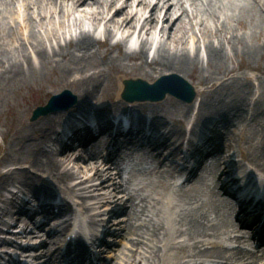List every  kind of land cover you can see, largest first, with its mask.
I'll use <instances>...</instances> for the list:
<instances>
[{
  "label": "bare ground",
  "instance_id": "obj_1",
  "mask_svg": "<svg viewBox=\"0 0 264 264\" xmlns=\"http://www.w3.org/2000/svg\"><path fill=\"white\" fill-rule=\"evenodd\" d=\"M16 5L22 8L20 21L11 19ZM263 8L264 0H0V99L11 88L18 90L16 85L46 75L54 79L49 90H38L37 98L66 89L72 95L70 100L74 99L66 111L58 106L68 103L69 98L59 97L55 111L32 118H37L34 121L9 110L8 124H3L5 131L1 132L4 146H0V257H11L17 246L32 249L42 245V250L34 253L35 264L53 262L60 253L58 241L63 235L55 224L60 215L68 214L61 224L70 225L71 196L80 198L86 211L92 206L83 205L87 199L95 200L91 204L110 205L119 199L129 210L124 231L118 233L138 235V246L122 257L123 264H163L164 222L170 219L168 212H177V205L170 194L152 197L154 206L159 205L152 220L140 223V228L132 227L129 220L141 219L145 207L135 192L137 186L141 189L140 182L122 178L110 157L121 149H132L130 155L147 160L155 179L164 181L177 170L188 169L194 152L204 148L208 139L203 129L213 132L219 127L224 130L226 149L221 152L214 144L216 159L206 164L194 181L190 177L202 158L189 166L182 182V186L189 184L185 193L194 191L208 173L226 174L230 188L228 180H236L231 174L234 170L242 180L239 189L260 174L263 179L259 184H264V66L248 61L264 59ZM99 29L101 37L96 34ZM192 34L195 40L188 45ZM112 38L117 39L111 42ZM200 46L204 56L199 54ZM228 50L240 53L246 61L236 67L228 65ZM240 69L256 74H239ZM167 74L186 75L199 86L195 105H182L173 98L161 103L120 100L127 76L136 75L148 82ZM176 86L168 79L158 85L162 91L170 87L177 91ZM93 108L127 110L130 125L124 128L117 117L111 119L102 112L84 115ZM71 120L76 122L69 124ZM91 124H96L98 131L106 128V134L95 143L87 142L94 135L87 127ZM108 127L115 132L109 133ZM59 129L64 134L62 140L57 136ZM71 130L70 135L65 132ZM196 141L201 142L197 145L200 148H196ZM49 144L58 147L56 153ZM102 150L108 151L104 158ZM233 155L240 159H233ZM13 184L19 185L17 191L10 189ZM115 192L122 195L114 200ZM57 194L63 202L60 206L55 204ZM212 196L210 203L206 202L210 208L206 214L192 212L181 218L182 230L193 241L185 244L190 251L176 264H264V250L260 254L228 250V246L218 248L217 241L211 240L225 236L240 247L247 240L245 233L235 234L225 215L230 210L221 196ZM114 211L107 214L112 216ZM38 215L40 220L35 218ZM100 215L95 211L87 218L97 225ZM248 215L253 214L250 211ZM43 224L48 229L46 236L34 244ZM21 241L27 244L21 245ZM207 244L213 248L207 249ZM137 252L143 257H136ZM29 254L26 251L22 256ZM9 264L25 263L16 259Z\"/></svg>",
  "mask_w": 264,
  "mask_h": 264
},
{
  "label": "rangeland",
  "instance_id": "obj_2",
  "mask_svg": "<svg viewBox=\"0 0 264 264\" xmlns=\"http://www.w3.org/2000/svg\"><path fill=\"white\" fill-rule=\"evenodd\" d=\"M264 9V8H263ZM255 11V8H254ZM22 8L20 6L16 5V8H14L13 13L11 15L12 20H18L20 21L22 18ZM200 13V12H199ZM202 16V15H201ZM262 16L264 17V10L262 11ZM203 18V17H202ZM207 23H210L208 19H205ZM211 25V24H210ZM100 29L97 33L98 37H101ZM24 32V30H23ZM117 38H112L110 41L115 42ZM195 40V35L192 34V36L187 38L188 45H192V41ZM201 47V46H200ZM152 52L149 53L151 55ZM199 54L204 56V51L203 48L201 47L199 49ZM247 58L242 56L240 53H232L231 50H228V58H227V64L230 66H238L240 62L243 64L244 61H246ZM249 63L252 65H255L256 63L259 65L264 66V59L263 60H257V58L253 59H248ZM239 74L244 73L247 75H254L256 74L255 71L253 70H247V69H240L238 71ZM132 77L136 78L134 75H129L127 77ZM179 76V75H178ZM187 82H189L193 88L195 89V96L193 97L191 102H185L182 101L181 99H177L174 96L171 95H165L163 99L155 101L154 103H161L165 101L167 98H173L177 102L181 103L182 105L186 104H193L195 105V100H196V91L199 89V86H195L194 82H190L189 79H186V75L180 76ZM50 79V80H49ZM52 75H46L40 76L37 80H27L24 82L23 85H16L17 87L19 86L18 90H14L16 87H13L10 89V91L5 95V97L1 100L0 99V146H4V143L2 140L3 139V131H5V125L8 124V120L10 118L9 116V110H12L17 116H21L22 118H25L27 121H34L36 119H32V112L37 108L38 106L44 105L48 98L50 97V94L46 98H37L36 93L40 88H43L44 90H49V85L51 81L53 80ZM156 80V78L152 79L151 81H148L149 83H153ZM50 82V83H49ZM256 82H254V85ZM63 90V89H62ZM61 90V91H62ZM60 91V92H61ZM59 92V93H60ZM252 95V94H251ZM250 95V96H251ZM146 103H152V102H146ZM68 103L60 105L58 107H63L67 106ZM72 108V106H69ZM70 108H64V110L69 111L68 109ZM62 110V111H64ZM74 111V110H73ZM72 111V112H73ZM76 111V110H75ZM195 111V110H194ZM6 122V123H5ZM5 123V125H3ZM219 128V127H218ZM218 130V129H217ZM221 130V129H220ZM218 134V132L216 131ZM261 138V137H260ZM259 138V140H260ZM219 140L222 141V138L220 137ZM224 144V142H222ZM235 150V149H234ZM1 155V154H0ZM112 171V170H110ZM139 178L142 180L143 184L146 183L147 180L155 179V174L149 170V169H143L139 172ZM158 182L160 184L158 185ZM171 180H169V177H166L164 181L156 180L152 181L149 184L148 182L144 184V187L142 190L136 191L137 195L139 198L142 199V203L145 206V211L143 216H141V219H134L131 218L129 221L133 224L132 227L135 228H140L139 224L144 222V221H150L151 220V215L154 212L155 207H158L157 205L154 206V201L152 200V197H161L162 195H167L169 192H172L173 200L176 202L177 205V212H168L167 214L170 215V219L164 222V226L167 229V234H166V240L164 241V257L162 259L163 264H176L185 258L183 257L187 251H190V249L185 245V244H191L193 241L192 239H189V236H187L184 231L182 230L180 226V220L181 218L185 217L186 215H189L190 213H202L206 214L208 212L209 205L206 203V200L209 202L211 198V185L209 181L205 183H199L196 185V188L194 191L191 193H185L184 188L179 190L177 188H173L171 185ZM155 183V184H154ZM18 186V184H16ZM162 185V186H160ZM186 187V186H183ZM115 195L117 197L114 198L117 199L122 195V193L115 192ZM72 202V211L74 213H77L79 216H83L85 214H82L84 212V209L81 207L80 203H82V200L78 197H71L69 198ZM86 203H83V205H92L90 209L87 210V216L88 214H93L95 211H99L102 213L97 219H105V224L104 227L108 228L110 231H113V234H110L108 232H105L104 237L109 236V238L113 239L112 244L110 245V250L108 252H105V255L107 257V264H123L122 257L128 256L131 251L136 249L138 245L135 242L138 238V235L133 234L132 232L126 233L124 236L123 234H114V230H118L123 232V225L127 223V212L129 210L128 206H122V203L119 202V199L115 201V204L110 205L109 203H98V204H91L94 203L95 200H85ZM115 210L114 214L112 216H109L107 212L109 210ZM165 212V211H163ZM161 213L160 215H164V213ZM44 237L41 236L37 239H34V244L38 243L39 240ZM225 237V236H224ZM141 240L144 242H147L149 239L146 237H139ZM217 241V246L218 248H221L222 245H228L229 242L225 243V238H219V239H214ZM36 241V242H35ZM157 241L153 242L156 243ZM26 242H22L21 244H24ZM182 243L184 245H182ZM231 243V242H230ZM234 245V249L242 250L241 248H238L236 243H231ZM43 246L41 245L38 247H35L33 249H26V251H29L30 254L28 257H18V254L15 255L17 258H21V261H24L25 264H34L38 262V260L34 257V253H39L40 250H42ZM158 248V247H156ZM213 248L212 245H208L207 249ZM234 249H228V250H234ZM16 251H22L18 248H16ZM139 251V250H138ZM19 253V252H17ZM136 257L141 258L143 255L139 254V252L136 253ZM9 258L8 256H5L4 259H0V264L5 263V259ZM142 264V263H141Z\"/></svg>",
  "mask_w": 264,
  "mask_h": 264
},
{
  "label": "water",
  "instance_id": "obj_3",
  "mask_svg": "<svg viewBox=\"0 0 264 264\" xmlns=\"http://www.w3.org/2000/svg\"><path fill=\"white\" fill-rule=\"evenodd\" d=\"M171 78H174L176 81H179V83L181 85L184 86L185 89H187L189 92H190V96L189 98L187 99V101H189L191 99V96H192V88L190 85H188L186 82H183L181 79L177 78V77H174V76H171V77H161L160 79H158L153 85H147L145 82L141 81V80H125L124 81V88H123V91L121 93L122 97L126 98V99H130L131 96L134 97V93L133 92H140L144 87H151V88H155L159 85L160 81L163 79V80H167V79H171ZM165 92H168L170 94H173L177 97H181V94L175 90H172V89H168V90H163L159 93L158 96H156L155 98H145V97H142V96H139V97H135L137 98L138 100H144V99H153V100H159L163 97V95L165 94ZM64 95H67V92L64 91L62 92V94L59 95V97L61 96H64ZM58 96H53L48 105L45 107V108H42L40 111L41 112H46L49 107H50V104L51 102ZM132 99V98H131ZM39 111H36L35 114H37Z\"/></svg>",
  "mask_w": 264,
  "mask_h": 264
}]
</instances>
